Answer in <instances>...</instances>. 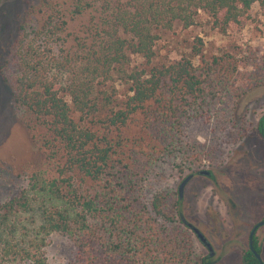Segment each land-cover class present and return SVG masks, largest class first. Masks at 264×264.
<instances>
[{"label":"trees","instance_id":"obj_1","mask_svg":"<svg viewBox=\"0 0 264 264\" xmlns=\"http://www.w3.org/2000/svg\"><path fill=\"white\" fill-rule=\"evenodd\" d=\"M257 2L264 14V0H68L67 10L38 0L26 9L0 76L42 158L0 204V264H45L39 255L52 234L71 242V264L209 263L184 224L179 194L143 192L168 164L184 173L230 158L222 141L191 138L195 123L240 143L252 131L264 138V112L256 124L237 121L234 103L246 94L234 87L238 68L228 55L195 65L200 38L192 57L149 71L130 70V56L152 62L157 32L190 28L200 12L226 32L250 19ZM87 14L85 36H73L70 21ZM114 76L130 86L122 103L106 89ZM254 248L262 255L256 238ZM242 261L260 264L251 249Z\"/></svg>","mask_w":264,"mask_h":264},{"label":"rangeland","instance_id":"obj_2","mask_svg":"<svg viewBox=\"0 0 264 264\" xmlns=\"http://www.w3.org/2000/svg\"><path fill=\"white\" fill-rule=\"evenodd\" d=\"M55 1L67 10L68 0ZM35 2L38 0H0V65L17 36L22 15ZM250 14V19L231 26L226 32L215 28L213 19L204 12L199 13L196 25L190 28L176 23L171 30H160L154 60L148 62L142 56L131 55L129 69L149 71L157 65L190 58L200 38L204 50L193 62L198 66L202 59L212 62L214 57L228 55L232 66L238 68L234 87L246 90L241 99L233 102L237 121L256 124L264 112V14L259 2L252 6ZM90 17L87 14L71 20L69 32L84 37V27L89 24ZM129 87L118 76L106 85L109 92L115 90L118 103L126 100ZM226 133L228 131L214 132L207 121L192 125L188 130L191 138L208 145L222 141V148L233 149L230 158L218 167H209V161H204L199 171H211L210 177L198 175L199 171L180 173L168 164L143 193L150 196L159 188L169 187L179 194L182 181L195 174L185 188L180 205L184 217L200 228L213 244L217 252L213 259L217 261L215 264H243L244 251L249 249V235L264 217V138L252 131L245 140L236 143L226 137ZM211 139H215L214 142L211 143ZM41 158L29 132L16 117L10 90L0 76V204L27 185L28 176L38 169ZM256 237L262 246L264 260V226L257 231ZM203 249L208 254L204 246ZM74 256L71 242L59 234L47 238L39 255L45 264H71ZM20 264L36 262L26 260Z\"/></svg>","mask_w":264,"mask_h":264},{"label":"water","instance_id":"obj_3","mask_svg":"<svg viewBox=\"0 0 264 264\" xmlns=\"http://www.w3.org/2000/svg\"><path fill=\"white\" fill-rule=\"evenodd\" d=\"M197 174L198 175H201V176H206V177H210L212 175L211 171H208V170L199 171ZM194 177H195V174H190L180 184V187H179V197H180L181 202L183 200V196H184V192H185L186 186L188 185V183ZM181 216H182V219L184 221V224L186 226H188L195 233V235L198 237V239L200 240V242L202 243V245L207 249L208 256H209V260H210L208 264H215L217 261H213V259L216 257L217 252H216L213 244L209 241V239L207 238V236L203 233V231L200 228H198L193 223L189 222L184 217V213L183 212H181ZM263 225H264V221H260L259 223H257L254 226V228L252 229V231L250 233V236H249L250 248L254 252V254L256 255V257L259 259L260 264H264V263L261 260V255L254 250V247H253V239H254V235H255L256 231L258 230V228L261 227V226H263Z\"/></svg>","mask_w":264,"mask_h":264},{"label":"flooded vegetation","instance_id":"obj_4","mask_svg":"<svg viewBox=\"0 0 264 264\" xmlns=\"http://www.w3.org/2000/svg\"><path fill=\"white\" fill-rule=\"evenodd\" d=\"M261 221H264V217H263V219L261 220ZM259 223V222H258ZM264 226V225H263ZM262 227V226H261ZM261 227H259L258 228V230L261 228ZM254 228V227H253ZM257 230V231H258ZM257 231H256V233H257ZM256 233H255V235H254V239L256 238V240H257V242H258V239H257V237H256ZM250 236V235H249ZM254 239H253V247H254ZM258 244H259V242H258ZM259 246H260V248H262V246L259 244ZM249 249H251L250 248V243H249ZM254 250H255V248H254ZM256 251V250H255ZM257 252V251H256ZM261 260L263 261V263H264V260L262 259V255H261Z\"/></svg>","mask_w":264,"mask_h":264}]
</instances>
